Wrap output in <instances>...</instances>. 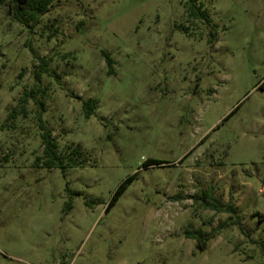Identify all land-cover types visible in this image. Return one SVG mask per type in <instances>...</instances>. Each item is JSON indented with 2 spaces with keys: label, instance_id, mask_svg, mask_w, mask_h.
I'll return each instance as SVG.
<instances>
[{
  "label": "rangeland",
  "instance_id": "1",
  "mask_svg": "<svg viewBox=\"0 0 264 264\" xmlns=\"http://www.w3.org/2000/svg\"><path fill=\"white\" fill-rule=\"evenodd\" d=\"M187 1L55 0L34 26L0 5V264H264V0H196L211 24ZM38 85L61 154L80 150L64 172L35 165L33 100L8 120ZM197 228L218 230L205 250Z\"/></svg>",
  "mask_w": 264,
  "mask_h": 264
},
{
  "label": "trees",
  "instance_id": "2",
  "mask_svg": "<svg viewBox=\"0 0 264 264\" xmlns=\"http://www.w3.org/2000/svg\"><path fill=\"white\" fill-rule=\"evenodd\" d=\"M55 0H0V5H5L8 13L16 20L22 22L27 26L36 25L39 23L42 15L49 11L50 6L53 4ZM186 10L190 17H194L197 19L205 20L208 24H211V20L208 15V9L204 6L203 2L201 4H197L196 0H188L186 2ZM216 29V26H213ZM182 28V27H181ZM187 28H183L185 31ZM103 54L106 58V62L110 66L109 73L113 72V64L114 59L111 57L109 52L103 51ZM71 54L62 55L63 58L69 57ZM36 59L39 60V68L36 71L35 79L37 82H41L42 76L44 73L50 72V63L54 60L52 56L50 57H39L35 56ZM59 77V76H58ZM261 89H264V82L259 86ZM30 100H33L39 110L37 113L38 125L42 130L41 139H42V147L43 152L42 155L37 156L35 165L38 167H46V168H59L63 172L68 167L79 166L80 163L76 160V157L80 155V150L78 147H74L71 152L67 155L61 154L59 150V142L53 137L52 131L46 125V122L43 119V113L45 112L46 103L44 101V90H42L41 86L38 85L37 89L26 90L22 97L20 98V109L14 108L12 112H10L8 120H13L20 113L26 114V105ZM98 105L97 99H90L85 101L84 109L85 115L87 118H90L94 111L96 110ZM161 162L149 159L146 161L145 165H155L160 164ZM136 179V174L125 179L118 187L113 197L111 198L107 211L115 205L118 201L119 197L125 192L127 187L133 183ZM195 198L197 200H201V203L206 208L213 209L218 212H233L236 213L237 210L232 205H224L219 200L209 201L206 196L196 195ZM97 201H90V203ZM238 221V220H237ZM218 235V230L213 229L210 232H205L202 228H197L194 230H187L186 236L188 238L195 239L197 242V247L201 250H205L208 247V243L211 239L215 238Z\"/></svg>",
  "mask_w": 264,
  "mask_h": 264
}]
</instances>
